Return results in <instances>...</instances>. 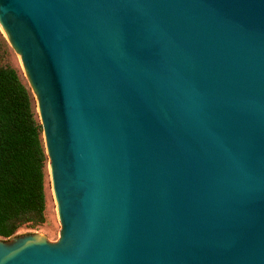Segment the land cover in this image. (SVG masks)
<instances>
[{"label":"water","instance_id":"1","mask_svg":"<svg viewBox=\"0 0 264 264\" xmlns=\"http://www.w3.org/2000/svg\"><path fill=\"white\" fill-rule=\"evenodd\" d=\"M60 239L0 264H264V0H0Z\"/></svg>","mask_w":264,"mask_h":264},{"label":"trees","instance_id":"2","mask_svg":"<svg viewBox=\"0 0 264 264\" xmlns=\"http://www.w3.org/2000/svg\"><path fill=\"white\" fill-rule=\"evenodd\" d=\"M2 45L8 48L3 37ZM48 157L34 95L23 72L0 65V237L46 221Z\"/></svg>","mask_w":264,"mask_h":264},{"label":"rangeland","instance_id":"3","mask_svg":"<svg viewBox=\"0 0 264 264\" xmlns=\"http://www.w3.org/2000/svg\"><path fill=\"white\" fill-rule=\"evenodd\" d=\"M1 37L3 38L4 34L2 30L0 29V65H10L22 71V65H21L20 59L17 58L15 55H13L9 51V48H5L2 45ZM47 194H48V202H47L45 223L39 226H34V227L24 226L18 231V233L15 236L26 235V234H40V235L45 236L46 239L51 243H56L59 241L61 227L57 221L59 215H58L57 204L54 201V195L52 191L50 177L48 178ZM1 239H4V238H1Z\"/></svg>","mask_w":264,"mask_h":264}]
</instances>
